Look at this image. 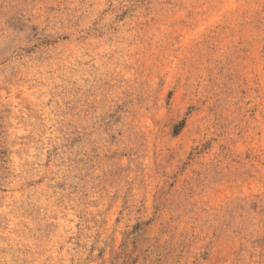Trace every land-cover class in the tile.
Wrapping results in <instances>:
<instances>
[{"label":"rangeland","instance_id":"rangeland-1","mask_svg":"<svg viewBox=\"0 0 264 264\" xmlns=\"http://www.w3.org/2000/svg\"><path fill=\"white\" fill-rule=\"evenodd\" d=\"M0 264H264V0H0Z\"/></svg>","mask_w":264,"mask_h":264}]
</instances>
